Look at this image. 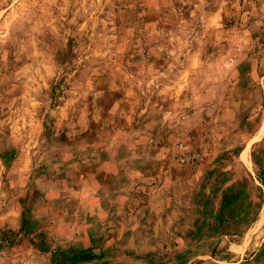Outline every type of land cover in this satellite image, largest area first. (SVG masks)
Returning a JSON list of instances; mask_svg holds the SVG:
<instances>
[{"label":"rangeland","instance_id":"obj_1","mask_svg":"<svg viewBox=\"0 0 264 264\" xmlns=\"http://www.w3.org/2000/svg\"><path fill=\"white\" fill-rule=\"evenodd\" d=\"M0 264H264V0H0Z\"/></svg>","mask_w":264,"mask_h":264},{"label":"trees","instance_id":"obj_2","mask_svg":"<svg viewBox=\"0 0 264 264\" xmlns=\"http://www.w3.org/2000/svg\"><path fill=\"white\" fill-rule=\"evenodd\" d=\"M233 197V193H229V192H226L224 195H223V201L222 203L225 204L226 206L229 205V202H230V199Z\"/></svg>","mask_w":264,"mask_h":264}]
</instances>
